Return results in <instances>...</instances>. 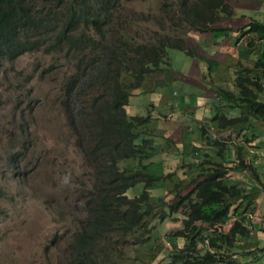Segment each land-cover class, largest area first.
Wrapping results in <instances>:
<instances>
[{"label": "trees", "instance_id": "obj_1", "mask_svg": "<svg viewBox=\"0 0 264 264\" xmlns=\"http://www.w3.org/2000/svg\"><path fill=\"white\" fill-rule=\"evenodd\" d=\"M123 1L41 0L36 4L33 0H0V69L23 52L39 50L61 58L49 69L59 71L60 79L54 86L57 101L64 108V124L81 140L78 148L86 163L90 159L97 161L89 171L91 186L84 187L83 183L77 188L76 199L85 203L88 215L73 231L67 264H117L121 257L129 258L120 246L134 233L131 243L135 242L137 230L140 235L147 232L146 221L176 219L173 214L177 212L182 215L176 219L179 226L165 239L159 238L169 248L164 264H234L237 250H226L236 248V241L249 234V223L242 210L246 207L251 211L253 206L243 185L226 181L228 160L203 158L207 165L187 177L181 189L173 183L170 191L174 192L169 198L163 192L165 177L147 172L146 164L142 163L143 169L139 164V161L152 160L154 151L161 147L150 142L154 132L148 134L150 140L144 135L134 140L132 126L149 121V114L125 111L130 89L144 78L146 69L162 62L166 47L191 53L187 44L182 45L180 34L173 41L146 37L134 42L133 36L121 30L133 20L119 13ZM179 4L176 25L182 35L190 30L212 31L211 24L219 16L232 15V8L225 0H190L189 4L179 0ZM244 30L264 38V22L252 19L247 26L245 23ZM96 61L102 64L93 68ZM254 68H258L257 72L252 73ZM262 71L264 47L252 67L237 70L232 80L235 91L229 85L225 89L212 81L208 82L209 87L226 106L238 105L246 114L264 120V81L259 78ZM84 90H89V94ZM22 101L21 97L17 99L12 119ZM216 118L220 125L238 122L243 116H225L221 112L212 116ZM16 126L6 155L7 164L12 165L28 152L25 149L29 122H19ZM239 147L242 145L237 147L236 156L231 160L235 161V169L250 166ZM168 152L162 149L163 154L184 158L188 150L182 146L180 150L173 148L172 154ZM190 165L200 166L201 161ZM137 182L142 183L140 191L126 195V189ZM152 188L157 195L150 193ZM242 200L246 202L240 209ZM226 223L223 229L222 224ZM152 235V238L144 236L142 241L150 244L154 239V244L157 234ZM177 238L179 244L175 242ZM250 247L239 251L244 256L249 252L246 261L260 258L264 253L260 252L261 245L258 250ZM256 252L258 255H254Z\"/></svg>", "mask_w": 264, "mask_h": 264}, {"label": "rangeland", "instance_id": "obj_2", "mask_svg": "<svg viewBox=\"0 0 264 264\" xmlns=\"http://www.w3.org/2000/svg\"><path fill=\"white\" fill-rule=\"evenodd\" d=\"M40 1L33 0L36 4ZM185 2L189 4L190 0H185ZM179 6V0H125L119 13L122 12L132 17L133 20L130 26L125 23L121 30H126L127 36H133L134 42L142 41L146 37L154 41H160L162 38L173 41L176 34H180L181 37L183 36L182 45L184 46L189 42H195L199 48H204L208 44L209 51L214 55L200 59L205 60L206 66L212 68L214 63L216 65L219 62L220 56L215 52L222 38L216 36L214 30L211 31L213 35L210 41L203 40L201 37L195 40L202 31L190 30L185 33H188L187 35H182L183 32L176 25ZM233 12L232 10V15ZM194 47L189 45L191 54L166 47L162 54V62L157 67L146 69L144 78L132 88L133 90L130 89L133 94L128 97L125 111L128 114L137 115L149 112L153 115H162L169 111L170 108L163 102L156 101L157 94L154 91L170 93L173 90L180 96L183 93L202 96L203 92L196 90L197 80L206 81L207 78L208 82H215L208 79L206 72L198 74L192 66L193 71L183 75L187 84L177 81L178 73L182 74L180 70H183L190 58L192 63L199 58L196 47ZM60 61L61 58L56 59V55L36 50L21 53L10 64L4 63L0 69V188L2 189V195H0V264H67L73 231L79 228L81 221L88 215L85 203L76 199L79 193L77 188L83 183L84 187L91 186L92 178L89 171L97 161L90 159L86 163L78 148L81 147V140L76 138V132H72L64 124V108L57 101L54 86L55 81L60 79L59 71L58 68L49 69L51 64ZM97 64L101 65L102 62L96 61L92 67ZM142 81H147L144 86H147L148 90L138 91ZM201 82L204 83L202 80ZM216 83H219L221 87L225 85V82ZM84 92L89 94V90H84ZM196 92L198 94H195ZM207 93L210 91L208 90ZM20 97L24 102L22 101L19 107L23 110L20 112L19 107L16 108L12 119L11 114ZM170 98L177 99V95L171 94ZM213 100L218 101L215 95ZM153 102L157 105L154 109L151 107ZM237 115H242L243 118L234 122L237 124L233 126L231 123L229 128L218 127L217 118H208L202 121L204 128L187 129L184 127L167 132L155 126L154 128L150 123V116L149 121L142 124L136 122L132 126L131 132L135 135V141L139 139V135L148 138L150 132L155 133L152 139L150 138L151 140L148 139L153 145H159L161 149L154 151L152 160L148 163L139 161V164H146L145 168L149 169L147 172L165 177L163 191L165 198L172 196L174 191L170 190L173 188V183H177L176 188L181 189L187 177L207 165L208 162L203 158L219 159L218 153H222L221 158H227L226 152L232 149V155L228 156V162H226L227 172L236 174V170L233 169L235 161L231 160H234L236 156L237 147L242 145L239 149L243 148L245 156L248 154L245 138L249 131L239 126L248 125L247 120L251 118L246 114L245 109L241 111L238 105H231L226 116ZM15 120H18L17 123L29 122L25 149L28 152L16 165H12L7 164L6 155L7 146L12 141L15 128H18ZM75 139H78L79 143ZM212 140H216L217 143H213ZM177 146L187 148L188 152L184 158H180L178 154L171 156L162 153V149H167L172 154V149ZM29 151L32 152L29 153ZM249 153L254 158V155ZM200 161V166L190 165V163L196 164ZM246 168L243 173L245 177ZM257 170L260 172V179L264 185V166H260ZM226 181L243 185L247 189L243 184L246 181L239 180V177H227ZM141 187L142 183L137 182L129 186L125 193L131 196L138 193ZM262 192L263 190L257 200L261 198ZM150 193L157 195L153 188ZM245 202L242 200L240 209L243 208ZM253 205L255 206L254 199ZM242 211L248 221L247 212L250 210L245 207ZM262 211L264 207H261V213ZM173 215L176 219L182 216L179 212ZM176 219L164 217L163 219L151 218L146 221L144 226L147 232L140 235V231L137 230L135 242L131 243L135 236L134 233L128 238L127 243L120 246L129 258L121 257L117 264H126L127 261H129L127 264H154L155 262L164 264L167 262L169 248L166 242L159 238L165 239L167 234L179 226L180 222ZM227 224H222V228L225 229ZM153 233L157 234L154 244V239L150 244L142 241L146 235L152 238ZM249 237L252 240L254 238L255 242H250ZM249 237L248 235L240 237L241 240L236 241V248L226 250L227 252L237 250L234 264H264V253L260 258L249 261H246L249 252L245 256L239 253L240 250L249 246H254L258 250L260 246L258 247L257 244H264V239H256L255 235ZM175 242L179 244L180 239H175ZM252 253L254 252H250L251 255Z\"/></svg>", "mask_w": 264, "mask_h": 264}, {"label": "crops", "instance_id": "obj_3", "mask_svg": "<svg viewBox=\"0 0 264 264\" xmlns=\"http://www.w3.org/2000/svg\"><path fill=\"white\" fill-rule=\"evenodd\" d=\"M225 2L232 7L234 14L227 17L219 16L218 19L211 24L213 27L212 30L215 31L216 36L222 38L221 44L217 47V51L215 52V54H219L220 56L219 62H217L216 65L214 63L212 68L206 66L207 62L200 58L214 55V53L209 51L208 44H206L204 48H199L197 43L189 42L188 45L196 47L199 58L195 63H192L190 58L187 65L183 67V70H180L182 74L178 73L177 81L187 84L183 79V75L190 74L193 71L192 66L196 69L198 74L200 72H206L209 80V74L212 75V80L215 81V83L230 81L237 70L244 67H252L253 61L257 58L261 52L260 50H262L264 46V38H257L259 35L251 30L245 32L243 26L245 23L247 26V22L252 19L264 22V0H225ZM200 35H198L195 40H199L201 37L203 40L210 41L212 40L213 34H211V31L209 30L200 32ZM256 71L257 69L254 68V72ZM261 79H264V72ZM203 82L205 83H202L201 80H197L198 88H196L197 92H203L202 96L194 95V93L191 95L183 93L182 96H180L176 92L177 99H171L168 95L169 93H163L166 91L155 92L157 94V99L165 98V100H161V102H164L170 109L166 113H162V115H153L151 112L148 113L150 116V123L153 124V127L155 126L156 128L164 129L169 132L176 128L182 129V126L186 122V124H192L191 128H195V126L199 128L201 125V122H199L200 118H209L210 115L216 111L224 112L226 114L229 108L226 106L215 107L212 103L213 91L209 87L207 78L206 81L203 80ZM208 90L210 93H206ZM170 92L172 93V91ZM197 92L195 94H198ZM154 106H156V103H151V107ZM239 108L241 111L244 110L241 107ZM154 117L155 119L152 122ZM249 117L251 118H248L247 120L248 125L240 126V128H246V131H249V134L246 135L248 138L246 141L248 154L245 156L243 154V148L239 149L250 164V166L247 167L248 169L246 168V177L243 175V172H245L243 169L235 168L233 169L236 170V174L227 172V175H229L228 177H239V180L246 181L243 184L247 188L246 191L251 200L250 205L253 206L251 211L247 212V218L250 222L248 237H253L255 235L257 236L255 237L256 239H264V211L261 213V207H264V185L260 179V172L257 170L260 166H264V120L257 119L251 115H249ZM220 127L229 128L230 125L222 123ZM180 149L181 148H179V150ZM233 151H235V149ZM249 152L254 155V158L250 156ZM226 153L228 156L232 155V149L228 150ZM218 156L219 159H221V156L223 155L222 153H218ZM228 156L225 159L228 160ZM261 190H263V194L261 198L257 200ZM253 199L255 206L253 205ZM249 239L250 242H255L254 238L252 240L249 237ZM257 245L262 246L260 252L263 253L264 244L258 243ZM252 247L253 246L250 248ZM256 254L257 252L254 255Z\"/></svg>", "mask_w": 264, "mask_h": 264}, {"label": "clouds", "instance_id": "obj_4", "mask_svg": "<svg viewBox=\"0 0 264 264\" xmlns=\"http://www.w3.org/2000/svg\"><path fill=\"white\" fill-rule=\"evenodd\" d=\"M232 8V7H231ZM233 10V9H232ZM234 11V10H233ZM233 14H234V12H233ZM244 27V26H243ZM199 32V31H198ZM188 34V33H187ZM186 34V35H187ZM188 45V44H187ZM189 46V45H188ZM258 57V56H257ZM255 62V60L253 61V63ZM256 69H258V68H256ZM257 72V71H256ZM263 72L264 71H262L260 74H259V78H262V74H263ZM252 73H255L254 72V70H252ZM236 74V73H235ZM234 74V75H235ZM210 75V74H209ZM234 77V76H233ZM233 77H232V79L230 80V81H224L225 82V85L224 86H222L223 88H227L228 87V85H229V88H230V90H233V91H235V88H234V86H233V84H232V80H233ZM210 80H212V75H210ZM262 81H264V79H261ZM147 81H142V83H141V86L139 87L140 88V90H138V91H145V90H148V87L147 86H144L145 85V83H146ZM133 90V89H132ZM131 90V94L130 95H132L133 94V91ZM213 91V90H212ZM206 92V91H205ZM154 93H155V91H154ZM176 92L175 91H173L172 90V93L170 92L168 95L169 96H171V94H175ZM207 93V92H206ZM166 95V94H165ZM168 95H166L167 97H169ZM213 96H214V93L212 92V103H213V105L215 106V107H218V106H226L225 104H224V102L223 101H221V100H219L216 96V99L218 100L217 102H215L214 100H213ZM161 100H165V98H161V99H157L156 101H161ZM164 103V102H163ZM164 105H166L165 103H164ZM155 107H157V105L156 106H154L153 108H155ZM226 107H230V106H226ZM215 113H221L220 111H216V112H214L212 115H210V117L209 118H212V116L215 114ZM222 113H224V112H222ZM225 114V113H224ZM225 116H226V114H225ZM205 119H208V118H200L199 119V122H201V125H200V127L199 128H204L203 127V125H202V121L203 120H205ZM263 120V119H262ZM222 122H225L224 120H222ZM227 124V123H226ZM235 124H237V123H233V124H231V125H235ZM221 125V124H220ZM220 125L218 124V127H220ZM228 125H230V124H228ZM191 126H192V124L191 123H189V124H186V122H185V124L182 126V128H184V127H186L187 129H189V128H191ZM240 127V126H239ZM195 128H197L196 126H195ZM246 139L248 140V138L246 137ZM246 140V141H247ZM243 169V171H245V167L244 168H242ZM244 173V172H243Z\"/></svg>", "mask_w": 264, "mask_h": 264}]
</instances>
